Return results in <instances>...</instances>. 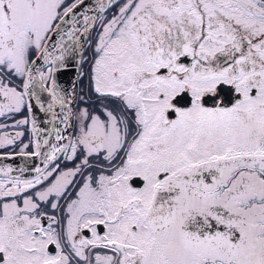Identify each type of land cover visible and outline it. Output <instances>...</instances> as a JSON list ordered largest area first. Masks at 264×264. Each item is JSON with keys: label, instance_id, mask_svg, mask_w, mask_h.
Returning a JSON list of instances; mask_svg holds the SVG:
<instances>
[{"label": "snow or ice", "instance_id": "obj_1", "mask_svg": "<svg viewBox=\"0 0 264 264\" xmlns=\"http://www.w3.org/2000/svg\"><path fill=\"white\" fill-rule=\"evenodd\" d=\"M0 264H264V0H0Z\"/></svg>", "mask_w": 264, "mask_h": 264}, {"label": "water", "instance_id": "obj_2", "mask_svg": "<svg viewBox=\"0 0 264 264\" xmlns=\"http://www.w3.org/2000/svg\"><path fill=\"white\" fill-rule=\"evenodd\" d=\"M71 75H72L71 73L66 74L65 76L62 77V80L65 82L69 81L71 79ZM23 163H24L23 160H17L14 162V166H19L20 164Z\"/></svg>", "mask_w": 264, "mask_h": 264}]
</instances>
